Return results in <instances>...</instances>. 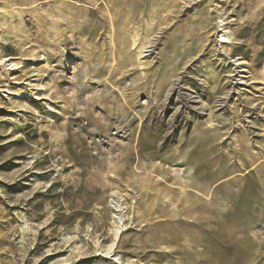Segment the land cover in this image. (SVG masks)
<instances>
[{"label":"rangeland","instance_id":"obj_1","mask_svg":"<svg viewBox=\"0 0 264 264\" xmlns=\"http://www.w3.org/2000/svg\"><path fill=\"white\" fill-rule=\"evenodd\" d=\"M0 264H264V0H0Z\"/></svg>","mask_w":264,"mask_h":264},{"label":"bare ground","instance_id":"obj_2","mask_svg":"<svg viewBox=\"0 0 264 264\" xmlns=\"http://www.w3.org/2000/svg\"><path fill=\"white\" fill-rule=\"evenodd\" d=\"M223 21H220L219 24L221 25ZM222 40L224 41H228L229 40V37L227 34H224L222 37ZM15 65V64H13ZM11 66V65H10ZM116 194V193H115ZM115 204V203H114ZM122 204V203H121ZM117 211H119L120 214L116 215V217H114L115 219V222H114V238L117 240L120 236V231H121V225L124 223V219L126 218L125 214L124 213H121L120 212V209L123 208L119 203H117L115 205ZM119 209V210H118ZM124 211V210H123ZM117 214V212H116Z\"/></svg>","mask_w":264,"mask_h":264}]
</instances>
